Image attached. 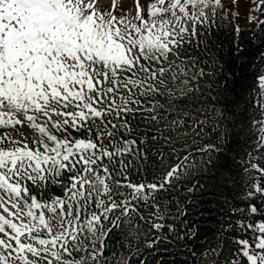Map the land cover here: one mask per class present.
<instances>
[{"label": "snow or ice", "instance_id": "6c2138e0", "mask_svg": "<svg viewBox=\"0 0 264 264\" xmlns=\"http://www.w3.org/2000/svg\"><path fill=\"white\" fill-rule=\"evenodd\" d=\"M245 4L247 87L212 54L222 0H0V264H264Z\"/></svg>", "mask_w": 264, "mask_h": 264}, {"label": "trees", "instance_id": "16d2710c", "mask_svg": "<svg viewBox=\"0 0 264 264\" xmlns=\"http://www.w3.org/2000/svg\"><path fill=\"white\" fill-rule=\"evenodd\" d=\"M220 16L223 19L220 21V27L215 30V48L212 53L219 61V73L228 78V83L242 79L243 84L247 87L252 82L253 74L256 71L254 65L257 63V45L251 42L249 30L242 28L238 37L241 46H243L240 51L242 60L238 61L235 58L233 33L228 17L224 11H221ZM233 203H239V200L233 201Z\"/></svg>", "mask_w": 264, "mask_h": 264}, {"label": "rangeland", "instance_id": "374dc122", "mask_svg": "<svg viewBox=\"0 0 264 264\" xmlns=\"http://www.w3.org/2000/svg\"><path fill=\"white\" fill-rule=\"evenodd\" d=\"M118 2L120 8L124 12L133 9V0H118ZM222 3L224 5L223 11L226 14V17H228L229 26L233 33L235 58H237L238 61H241L242 57L240 51L243 46H241L240 40H238L239 32L242 28L248 29L249 27L244 16L246 9L245 0H236V2H233V0H222ZM111 4L112 0H96V6L101 10L110 9ZM237 26L239 31L236 30Z\"/></svg>", "mask_w": 264, "mask_h": 264}]
</instances>
